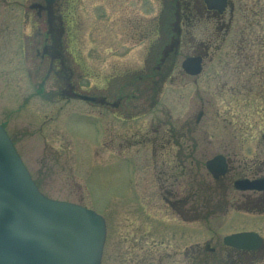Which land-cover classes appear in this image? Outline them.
I'll return each instance as SVG.
<instances>
[{
    "label": "flooded vegetation",
    "instance_id": "flooded-vegetation-1",
    "mask_svg": "<svg viewBox=\"0 0 264 264\" xmlns=\"http://www.w3.org/2000/svg\"><path fill=\"white\" fill-rule=\"evenodd\" d=\"M236 6L228 0L220 12L205 0H26L21 21L24 31L37 37L35 56L43 68H52L46 78L54 79V85L40 90L41 95L47 94L49 102V96L57 97L52 103L61 100L65 104L58 107L70 111L56 124L61 126L62 119L76 112L91 117L96 127L92 151L96 156L102 152L95 156L97 161H127L141 191L157 188L165 205L178 213L174 219L178 224H191L210 237L203 245L202 240L191 241L193 255L214 256L217 264H264V122L262 126L254 122L258 136L247 135V110L239 104L238 111H232L228 98L245 91V83L229 80L244 78L242 69L253 60L238 56L243 42L233 49L234 56L217 58L215 53L226 43L220 36L224 39L228 31L210 29L233 25ZM87 32L99 33L94 63ZM217 62L219 67L214 68ZM91 64L94 72L87 71ZM168 82L175 84V109L166 104ZM110 120L117 138L128 140L126 153L118 150L121 143L109 145L108 155L96 147L108 148ZM137 121L143 122L141 131L132 129ZM122 123L131 135L119 134ZM148 123H154L150 130ZM169 151L174 159L164 160L158 170L156 158ZM215 157L218 160L210 167ZM146 169L145 182L140 175ZM246 179L255 180L256 186L240 187L238 182ZM234 212L253 214L256 228L224 234L221 228L227 221L217 229L197 225ZM244 231L256 233L255 248L226 243L227 235Z\"/></svg>",
    "mask_w": 264,
    "mask_h": 264
},
{
    "label": "rangeland",
    "instance_id": "rangeland-1",
    "mask_svg": "<svg viewBox=\"0 0 264 264\" xmlns=\"http://www.w3.org/2000/svg\"><path fill=\"white\" fill-rule=\"evenodd\" d=\"M233 1L239 9L234 24L229 28L224 24L220 30L212 26L210 29L219 33L228 31L224 39L220 36L226 43L215 53L217 58L234 56L233 49L243 42L244 50L238 56L253 60L252 64L242 69L244 78L229 80L233 84L245 83V91L240 95L230 93L228 98L232 111H238L239 104L244 111L247 110V124L250 125L247 135L258 136L259 129L254 122L259 121L260 126L264 122V111L260 110L264 108V0L261 4L259 0ZM25 4L26 0H0V123L14 139L42 191L52 198L83 204L105 217L108 228L102 264H217L214 256L192 254L193 250L189 248L191 241L202 240L203 245L210 237L205 236L204 231L193 230L191 224H178L174 220L179 218L178 213L165 205L156 187V190L145 187L141 191L131 164L128 165L127 161L114 162L111 158L104 163L97 161L96 157H100L102 152L96 156V151H92L94 146L92 148L91 143L96 142V127L89 121L91 117L83 118L76 112L62 119L61 126L56 124L61 115L70 111L67 107H58L65 104L61 100L52 103L57 97L49 96V102L47 94L46 97L41 95L43 90H50L54 79L50 81L51 77L46 78L52 68H43L40 58L35 56L37 37L23 29L21 17ZM91 12L97 11L92 9ZM255 13H259L260 22L255 20ZM251 18L254 24L247 26ZM207 29L208 25H205L204 30ZM198 35L201 36L199 32ZM98 36L99 33L87 32V40L92 42L87 45L92 63L96 61L94 42ZM89 67L91 69L87 71L94 72L95 64ZM217 67L218 62L214 64V68ZM170 85L166 104L175 109V84ZM218 100L215 97L216 104ZM55 104L56 109L53 110L52 105ZM153 124L146 126L150 130ZM142 125L143 122L137 121L131 126L141 131ZM108 126V137L105 139L108 148L96 147L108 155L111 145L116 142V147L122 144L118 150L126 153L128 140L117 138L113 121L110 120ZM127 126L123 123L119 125L121 136L131 135ZM78 131L82 136H78ZM215 135H218L217 132ZM173 159L172 151L158 156V170L163 169L164 160ZM168 170L173 172L170 168ZM140 176L146 182L147 169L146 174ZM229 215L218 214L217 222L197 221V225L217 229L227 221L221 228L224 234L256 228L251 213L234 212L227 219ZM220 238L213 241L219 242Z\"/></svg>",
    "mask_w": 264,
    "mask_h": 264
},
{
    "label": "water",
    "instance_id": "water-1",
    "mask_svg": "<svg viewBox=\"0 0 264 264\" xmlns=\"http://www.w3.org/2000/svg\"><path fill=\"white\" fill-rule=\"evenodd\" d=\"M205 1L220 12L228 4ZM217 160H210L209 166ZM238 185L254 188L256 181L246 179ZM106 231L104 217L95 210L40 191L0 124V264H101ZM225 241L255 248L257 239L254 233L241 232Z\"/></svg>",
    "mask_w": 264,
    "mask_h": 264
},
{
    "label": "trees",
    "instance_id": "trees-1",
    "mask_svg": "<svg viewBox=\"0 0 264 264\" xmlns=\"http://www.w3.org/2000/svg\"><path fill=\"white\" fill-rule=\"evenodd\" d=\"M261 3H262L261 0H259V4H261ZM260 14H261V13H260ZM255 15L257 16V15H259V13H255ZM256 16H255V17H256ZM256 18H257V19H255V20H256L257 22H260V18H259L258 16H257ZM252 21H253V20H252ZM252 21H251V23H250L249 26H251L252 24H254V21H253V22H252Z\"/></svg>",
    "mask_w": 264,
    "mask_h": 264
}]
</instances>
